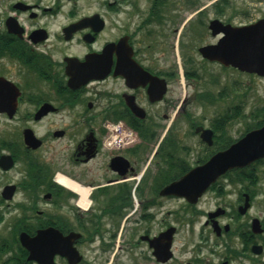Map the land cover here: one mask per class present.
Instances as JSON below:
<instances>
[{"label": "flooded vegetation", "instance_id": "1", "mask_svg": "<svg viewBox=\"0 0 264 264\" xmlns=\"http://www.w3.org/2000/svg\"><path fill=\"white\" fill-rule=\"evenodd\" d=\"M231 9L0 0V264H264V156L193 201L164 191L230 145L177 122L239 71L200 52L254 22Z\"/></svg>", "mask_w": 264, "mask_h": 264}, {"label": "water", "instance_id": "2", "mask_svg": "<svg viewBox=\"0 0 264 264\" xmlns=\"http://www.w3.org/2000/svg\"><path fill=\"white\" fill-rule=\"evenodd\" d=\"M218 22L212 21L211 27ZM222 31L224 35L216 44L200 48L202 55L225 66L264 77V18L241 26L222 25ZM199 130H202L204 139L210 142L212 130L198 126L195 131ZM263 156L264 122L261 127L246 132L226 149L186 173L179 181L168 185L164 191L193 201L220 174Z\"/></svg>", "mask_w": 264, "mask_h": 264}, {"label": "rangeland", "instance_id": "3", "mask_svg": "<svg viewBox=\"0 0 264 264\" xmlns=\"http://www.w3.org/2000/svg\"><path fill=\"white\" fill-rule=\"evenodd\" d=\"M216 0H197V4H213ZM227 6H230L237 16L241 17L244 22L255 21L258 18H264V0H227ZM183 3V0H180ZM241 18V19H240ZM235 17V20H238ZM181 71L184 70L183 60H181ZM216 73L215 68H212ZM181 95L185 91L192 96L191 85L186 83V79L182 77ZM185 84V85H184ZM210 93L213 94L214 100L211 103H203L199 105L197 101L193 103H184L181 108L180 121L177 122L180 132H191L186 118L192 117L197 121L205 123L209 126L213 118L221 116L229 107H238L239 115L237 118L226 122V130L232 138H237L245 131L247 124L259 120L252 117V112L257 109H264V78L255 74L240 72L228 69L222 73L217 83H211L207 86ZM224 90L223 96L218 97L217 94ZM185 117H184V115ZM256 119V120H255Z\"/></svg>", "mask_w": 264, "mask_h": 264}, {"label": "trees", "instance_id": "4", "mask_svg": "<svg viewBox=\"0 0 264 264\" xmlns=\"http://www.w3.org/2000/svg\"><path fill=\"white\" fill-rule=\"evenodd\" d=\"M228 1L227 0H219L217 1L215 4L219 5V4H227ZM209 101H213L214 100V96L213 94H211V96L209 97ZM239 115V109L238 107H229L226 112H224L221 116H217L215 118H213L212 123H213V127L215 132L217 133H221L222 135L225 136L226 140H227V145L231 144L233 141H235L236 139L232 138L227 130H226V122L229 120L231 121L232 119L237 118ZM252 117L256 119L258 118L259 120H256L254 122H252L251 124H247L246 128H245V132L259 127L262 122H263V118H264V109H257L256 111L252 112Z\"/></svg>", "mask_w": 264, "mask_h": 264}]
</instances>
